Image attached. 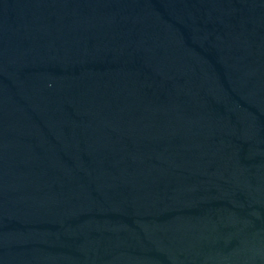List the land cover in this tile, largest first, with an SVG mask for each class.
Masks as SVG:
<instances>
[{
    "label": "water",
    "instance_id": "1",
    "mask_svg": "<svg viewBox=\"0 0 264 264\" xmlns=\"http://www.w3.org/2000/svg\"><path fill=\"white\" fill-rule=\"evenodd\" d=\"M0 264H264V0H0Z\"/></svg>",
    "mask_w": 264,
    "mask_h": 264
}]
</instances>
